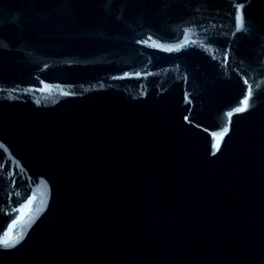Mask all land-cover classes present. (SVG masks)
Wrapping results in <instances>:
<instances>
[{"label": "water", "instance_id": "water-1", "mask_svg": "<svg viewBox=\"0 0 264 264\" xmlns=\"http://www.w3.org/2000/svg\"><path fill=\"white\" fill-rule=\"evenodd\" d=\"M0 264H264V0H0Z\"/></svg>", "mask_w": 264, "mask_h": 264}]
</instances>
